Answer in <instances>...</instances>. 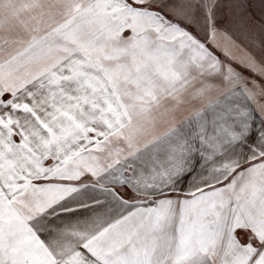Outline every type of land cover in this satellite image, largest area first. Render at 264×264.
<instances>
[{"label":"snow or ice","instance_id":"snow-or-ice-1","mask_svg":"<svg viewBox=\"0 0 264 264\" xmlns=\"http://www.w3.org/2000/svg\"><path fill=\"white\" fill-rule=\"evenodd\" d=\"M0 264H264V0H0Z\"/></svg>","mask_w":264,"mask_h":264}]
</instances>
